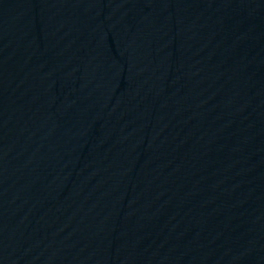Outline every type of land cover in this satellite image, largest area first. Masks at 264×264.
<instances>
[{"label":"water","instance_id":"95a60500","mask_svg":"<svg viewBox=\"0 0 264 264\" xmlns=\"http://www.w3.org/2000/svg\"><path fill=\"white\" fill-rule=\"evenodd\" d=\"M0 264H264V0H0Z\"/></svg>","mask_w":264,"mask_h":264}]
</instances>
